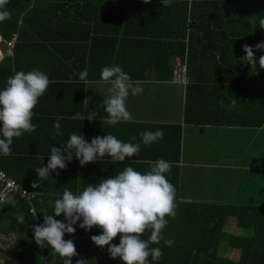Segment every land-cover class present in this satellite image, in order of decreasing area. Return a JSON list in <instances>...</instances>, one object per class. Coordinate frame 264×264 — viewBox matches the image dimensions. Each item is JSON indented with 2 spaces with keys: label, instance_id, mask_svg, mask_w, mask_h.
I'll use <instances>...</instances> for the list:
<instances>
[{
  "label": "trees",
  "instance_id": "16d2710c",
  "mask_svg": "<svg viewBox=\"0 0 264 264\" xmlns=\"http://www.w3.org/2000/svg\"><path fill=\"white\" fill-rule=\"evenodd\" d=\"M6 7L11 16L0 23L2 52L14 34L17 39L13 56L4 57L0 62L3 86L13 74V62L17 64L24 56L49 58L55 67L73 58L80 59L78 73L87 68L88 80H100L101 69L109 65H119L132 75L144 73L149 67L160 80H169L173 68L171 60L179 57L186 62L189 77L183 110L186 123L264 127V70L259 69L257 63L258 74H255L250 65L239 59L246 55L243 45L254 47L264 42V29L258 27L259 19L264 18V0H170L168 7H163L160 0L150 3L143 0H8ZM93 21L101 26H118L115 36L120 35L121 39L118 43L116 38L114 40L115 53L102 51L100 40L87 48L79 47L78 31L83 32L85 25ZM28 35L34 36L37 42L19 40ZM261 55L264 52H255L257 61ZM233 100L236 101L234 106ZM149 127L163 130L161 146L166 154L173 155L159 158L172 165L178 163L180 126ZM135 137L133 143H140V150L148 154L139 133ZM136 158L140 160L132 167L144 173L143 165L151 162H143V155ZM20 163L33 164L24 158L0 155V168L13 179L15 174H20L12 165ZM97 167L89 166L84 171L89 172L91 178L95 171L101 172ZM77 179L75 175L74 183ZM170 182L176 189V215L168 217L162 236L174 243L170 247H166L163 240L152 244L150 247H159L163 255L151 264H264V214L237 215L238 228L250 234L231 235L225 241L222 223L227 216H232L231 211L225 213L222 222L209 223L198 204L178 201L177 174ZM86 183L87 178L82 180V184ZM30 193L34 194L30 203L19 199L0 204V235L16 237L8 253L19 264H63L59 256L51 254L49 247L41 248L35 243L32 231L33 225L43 224L42 213L53 214L55 197L60 196L49 200L50 194L43 191ZM18 216H23L22 222L18 221ZM56 219L64 221L65 218L62 214ZM74 227L76 232L65 234V239L74 240L78 255L88 260V264H123L110 257L108 246L101 249L94 245L91 236L101 234L99 228L88 232L81 229L79 223ZM112 243L118 244L119 236ZM223 248L238 249V260L221 256ZM77 260L78 256L74 257L73 264Z\"/></svg>",
  "mask_w": 264,
  "mask_h": 264
},
{
  "label": "crops",
  "instance_id": "0c3cea01",
  "mask_svg": "<svg viewBox=\"0 0 264 264\" xmlns=\"http://www.w3.org/2000/svg\"><path fill=\"white\" fill-rule=\"evenodd\" d=\"M85 26L86 28L83 32L78 31L77 44L79 47L87 48L91 44L100 43V40L102 51H112L115 53L116 49L112 48L114 40L117 39L116 43H118L119 39H121L120 35H117L118 37L115 36V31L118 29L117 25L101 26L100 23L95 24L93 21ZM23 39L32 42L34 36L28 35L19 38V40ZM33 42L35 43L37 40H33ZM4 48L6 50V46ZM2 49L0 37L1 52ZM4 53L2 52V54ZM46 59L24 56L19 58L17 64L13 62L12 75L19 71L28 72L39 69L45 72L50 79L47 91L39 99L38 104L34 108L32 123L36 125V130L31 133H25L22 137L14 138L11 145L12 151L9 156L20 159L24 158L33 162V164L27 166L24 163L12 165L20 174H15L14 177L19 184L27 187L26 189L29 192L36 193L43 191L46 194H50L48 195V198H51L49 200H53L54 196L62 197L65 189L78 194L88 184L95 185L101 179L114 176L117 172L122 171L125 166L132 167V165L136 164L134 162L140 160V158H136L138 155L144 156L143 162H152L160 159L159 157H173V155L164 152L161 146V142L163 143L164 139L147 146L146 150L148 154L145 153V150L144 152L140 150L137 156L130 159L126 158L124 162L113 163L109 157L105 156L97 162L81 167L79 160L75 158V153L73 152V159L68 162L66 169L58 170V176L53 172L38 187L33 188V181L38 179L35 168L46 166L52 146H64L70 138L71 133L84 135L89 143L93 137H103L106 134L114 135L123 142H133L130 141V138L137 133L155 131L154 128H150L149 126L178 125L181 132L179 160L178 163L173 165L170 174H165L169 181L177 174L178 201L198 204L204 219L209 223H215L217 220L218 222H222L226 216L225 213L231 211L232 216H227L226 221L222 223L225 241H228L231 235L245 237L250 234L248 230L238 228L236 216L244 214V210H252L251 215L260 216L264 214V162H260V153L253 152L255 145H257L256 143L261 140L260 135L264 132V127L241 128L186 123L183 119V110L187 90L186 85L189 81L186 85L176 83L173 81L172 73L169 80H160L149 67L144 73L136 75L126 72L129 74L131 82L136 86L142 87L143 92L136 96L129 95L127 98L126 105L128 111L131 113L129 121L109 125L102 121V118L106 114L101 105L104 97L110 95L108 91L110 85L98 83L99 80L86 79V81H81L78 75H74V71L78 73V70H80L82 62L80 59H71V64L65 62L63 64H56L57 67L53 65L51 59ZM172 63L174 64L173 60H171ZM6 81H4L3 86V80H0V90L6 86ZM91 111L99 113L95 121L72 119V116L77 112L87 115ZM57 120L60 122L63 135H57L53 138V125ZM211 134L218 137V142L212 150L210 148L207 153L203 152L202 155L201 150L199 153L195 152V148L191 151V147L200 146L199 144L202 140L205 141V147L211 144ZM230 135H232V138L244 137V142H246L248 148L243 144L239 145L237 154H234L233 151L237 150V145L235 144L239 141L234 143V146L230 145L228 142L232 139L229 138ZM187 142L189 145L192 143V146H186L185 151V144ZM258 147L260 145H257L256 148ZM222 150H225V152H221ZM191 152L193 155L190 156ZM213 153H216L215 157L211 155ZM220 153H223V155H219ZM147 155H154L158 158L145 157ZM197 156H199L197 159H191ZM145 164L147 165H143V169L147 172L150 170L151 163ZM89 166H98L97 168L101 172L95 171L91 174L90 178L89 172L85 173L84 171ZM175 166L176 169L174 168ZM213 172H215L216 178H213L212 187H208L207 185L211 183L210 178L213 177ZM75 175L78 176L76 183H74ZM85 178H87V183L82 184V180H85ZM197 182L201 186L198 185V187L196 185ZM228 182L227 195L221 197L225 198V201H223V199H219L221 195L218 193V186L223 189ZM209 189L213 192L215 191L217 195L214 197L208 196ZM60 197H55V199ZM5 222L7 223V221ZM15 240L16 237L14 235L8 237L0 235L1 264H19L8 253ZM227 249L229 248H223L221 252ZM229 250L233 252L235 260H238L239 250Z\"/></svg>",
  "mask_w": 264,
  "mask_h": 264
},
{
  "label": "clouds",
  "instance_id": "9594fccd",
  "mask_svg": "<svg viewBox=\"0 0 264 264\" xmlns=\"http://www.w3.org/2000/svg\"><path fill=\"white\" fill-rule=\"evenodd\" d=\"M143 2L150 3L151 0ZM7 3L8 0H0V23L11 16ZM160 3L168 7L170 0H160ZM258 27L264 29V18L259 19ZM242 47L246 55L239 58L240 61L250 65L255 74H258L257 63L259 69L264 70V55L258 61L255 56L256 51L264 52V42L254 47L247 44ZM67 63L71 64L72 61ZM73 74L78 75L81 81H86L88 71L85 68ZM98 83L110 85V95L104 97L101 105L106 114L102 121L109 125L129 121L131 113L126 105L127 98L129 95L141 94L143 88L134 85L129 74L119 65L103 67ZM49 84L48 75L39 69L19 71L7 79L6 86L0 90V155L11 154L14 138L36 130V125L32 123L34 108ZM231 103L234 106L236 101ZM98 115L96 111L88 112L87 115L77 112L72 119L95 121ZM53 129V138L63 135L59 120L54 123ZM139 135L143 144L149 146L162 140L164 133L162 129H156L142 131ZM135 140V136L130 138V141ZM140 147V143L123 142L111 134L95 136L89 143L84 135L71 133L64 146L50 148L46 166L35 168L38 179L33 181V188L38 187L53 172L58 176V170L66 169L68 162L73 159V152L81 167H84L105 156L113 163L124 162L126 158L137 156ZM172 167L171 162L157 159L151 162L150 170L144 173L125 166L114 176L101 179L95 185L88 184L78 194L65 189L62 197L54 202L53 214L42 213L43 224L32 226L35 243L41 248L49 247L51 254L59 256L63 264H73L78 252L74 240H66L65 234L73 235L76 232L74 226L79 223V227L88 232L94 227L101 230V234L91 236V240L101 249L108 246L112 259L123 264H151L152 261H159L162 250L150 246L159 244L161 240L166 247L174 243L162 236V230L169 222L168 217L175 218L176 215V189L165 175L170 174ZM62 214L64 221L56 219ZM17 219L22 222L23 216ZM118 236L119 243H112ZM76 264H88V260L78 259Z\"/></svg>",
  "mask_w": 264,
  "mask_h": 264
},
{
  "label": "built area",
  "instance_id": "2783aa9c",
  "mask_svg": "<svg viewBox=\"0 0 264 264\" xmlns=\"http://www.w3.org/2000/svg\"><path fill=\"white\" fill-rule=\"evenodd\" d=\"M17 39V34H14L12 38L6 42V50L5 53L2 54L0 51V62L2 59L13 56V49ZM172 78L173 81L182 85H186L189 81L187 75V65L186 62L182 59L175 58L173 69H172ZM34 194L28 192L26 188L21 186L15 179L8 176L1 168H0V204H8L12 203L19 199H24L28 203L33 199ZM33 212V209H31ZM78 259H82V256L78 255Z\"/></svg>",
  "mask_w": 264,
  "mask_h": 264
},
{
  "label": "rangeland",
  "instance_id": "374dc122",
  "mask_svg": "<svg viewBox=\"0 0 264 264\" xmlns=\"http://www.w3.org/2000/svg\"><path fill=\"white\" fill-rule=\"evenodd\" d=\"M213 136V137H212ZM261 137H260V141H258L256 144L257 145H260V147H258V148H256L257 147V145H255V148H254V150H253V152L254 153H260V162L262 161V162H264V132H262L261 133V135H260ZM229 138H232V135H230L229 136ZM244 137H241V136H239L238 138H232L231 140H229L228 142H229V144L230 145H232V146H234L233 144L234 143H237V141H239L237 144H235V145H237V150L235 149L234 151H233V153L234 154H237V152H238V148L240 147L239 145H244L246 148H248L247 146H246V142H244ZM210 140H211V144H209L207 147H205V145H204V140H202L201 142H200V146H196V147H194V146H192V143H191V145H189L188 144V142L185 144V151H186V146L187 147H190V146H192L191 147V151H192V149H196V151L195 152H197V153H199L200 152V150H201V155L203 154V152L205 153H207V151H208V149H210V150H212L215 146H216V143L218 142V137L216 136V135H212L211 134V136H210ZM202 143V144H201ZM244 149V148H243ZM226 150V149H225ZM225 150H222L221 152H225ZM219 151V150H218ZM223 152V153H224ZM223 153H220L219 155H223ZM215 154L216 153H213V154H211L213 157H215ZM191 155H193L192 154V152L190 153V156ZM199 156H197L196 158L195 157H192L191 159H197ZM217 171V170H216ZM215 171V172H216ZM215 172H213L212 173V176L213 177H211L210 178V182L211 183H209L207 186L208 187H212V181H213V178H216V174H215ZM220 181V180H219ZM264 181V180H263ZM200 184H201V182L200 181H198ZM198 182H197V186L199 185L198 184ZM240 182H241V179H240ZM191 186H193L192 184H190ZM199 186H201V185H199ZM198 186V187H199ZM229 186V182L223 187V189H222V187H219L218 186V193L221 195L220 196V198L219 199H223V201H225V198H221L223 195H227L226 194V190H227V187ZM214 190V189H213ZM216 190V189H215ZM212 192V193H211ZM209 193H211V194H209ZM217 195V193L214 191H212V190H210L209 189V192H208V196H211V197H214V196H216ZM245 211V214H248V213H250L251 214V212H252V210H244ZM222 241H224L223 239H222ZM221 241V243H223ZM220 255H222V256H224V257H229V258H231V259H233V260H235L236 258L234 257V255H233V252L231 251V250H229V249H227L226 251H223V252H220Z\"/></svg>",
  "mask_w": 264,
  "mask_h": 264
}]
</instances>
